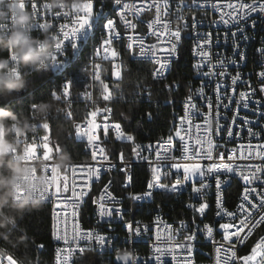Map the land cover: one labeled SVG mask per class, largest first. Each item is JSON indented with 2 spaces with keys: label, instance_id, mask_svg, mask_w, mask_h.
I'll return each instance as SVG.
<instances>
[{
  "label": "snow or ice",
  "instance_id": "obj_1",
  "mask_svg": "<svg viewBox=\"0 0 264 264\" xmlns=\"http://www.w3.org/2000/svg\"><path fill=\"white\" fill-rule=\"evenodd\" d=\"M95 4L100 5L98 11H94ZM109 6L111 11L106 13L104 9ZM17 7L31 14L32 31L47 30L54 34L55 52L46 69L64 73L73 62L84 61L82 74L91 78L90 88L99 89L98 96L93 91L79 92L77 79L64 78L48 93L49 100L59 106L57 115L37 124L43 130L42 135L26 140L35 150V158L45 159L43 172L47 186L33 191L44 202L55 201V208L60 209L53 211L56 222L52 226V237L63 244L56 249L55 264H70L73 254H83L85 247H81V241L86 242L91 251H95L93 245L114 249L113 241L120 243L117 237L103 231L102 225L101 229L81 227L80 217L88 204L86 197L94 187L92 181H100L103 185L92 200L97 224L109 223L111 231L110 222L118 220L121 229L127 231L125 243L152 232L153 228L141 227L134 217L129 221V210L122 204L123 198H118L114 192L124 190L127 199L134 202L154 201L153 194L157 190L165 194L189 192L190 203L186 207L192 213L190 221L181 219L178 225L164 224L162 236L160 224L163 220L157 216L153 222L156 232L151 255L141 259L125 251L116 256V264H197L200 249L209 245L213 250L212 264H264V127L260 123L264 122V36L261 35L264 33V0H79L58 10L52 9L49 3L39 4V0H9L4 9L9 22L14 21ZM208 8L219 14L218 20L209 21L216 31L201 32L203 21L195 15L183 14ZM153 10L154 18L147 22V32L137 34L134 21L143 24L142 14ZM48 15L53 20L62 17L64 22L56 27L47 19ZM7 26L0 25V30ZM93 29L100 32L98 41ZM151 37L156 38L155 43L147 42ZM257 38L259 46L254 47ZM189 41L191 53L196 58L192 67L206 79L181 102L180 92L189 86L176 80L165 81L172 65L187 51L185 45ZM90 42L91 55L84 56ZM224 46L230 55L219 51ZM69 47L73 50L71 60H61ZM125 51L131 53L137 63L156 65L148 74L152 85L147 83V76L139 75V70L135 74L127 70L122 59ZM253 62L252 72L245 74L243 70ZM106 72H110L111 87L104 78ZM213 81L214 95L206 96L205 88ZM154 88L159 89L166 104L174 107L180 104L183 113L179 125L173 117V127L166 139L160 137L152 142L154 125L161 115ZM74 93L90 108L86 119H76ZM17 94L0 96V106L13 111L23 109L27 114L37 102L33 98L27 105L18 103ZM194 96L204 98L203 109L194 102ZM125 104L130 107H118ZM241 109L246 110L244 115ZM193 115L199 116L203 123L193 125ZM57 123L69 124L70 130L62 142L53 144ZM241 132H245L247 143L239 139ZM143 140L149 142L142 143ZM84 141L94 163L73 162L67 169L57 172L53 167L56 153L72 154L69 145ZM145 165L151 174L147 190L136 194L131 190L136 184V170ZM114 171L121 179H110L105 184L102 178ZM166 178L174 179L165 182ZM213 182L215 197L211 200L209 193ZM232 183H237L236 191L239 192L234 211L226 206L225 199V186L230 187ZM66 193L70 195L62 198ZM68 208L72 209L73 218L71 236L66 229ZM61 215L65 218L63 230L57 219ZM26 219L27 215L17 225L15 235L27 238L30 252L45 249V244H38L29 235ZM15 235L11 237L13 241ZM17 246L14 243V247ZM244 249H247L246 254H240ZM4 251L0 249V264H22L15 254L5 255ZM35 261L40 264L39 255Z\"/></svg>",
  "mask_w": 264,
  "mask_h": 264
},
{
  "label": "built area",
  "instance_id": "obj_2",
  "mask_svg": "<svg viewBox=\"0 0 264 264\" xmlns=\"http://www.w3.org/2000/svg\"><path fill=\"white\" fill-rule=\"evenodd\" d=\"M82 2H83V0H82ZM44 3H49V0H39V4L42 5ZM50 6H51V4H50ZM61 7H63V5H61ZM99 7H100L99 4H95L94 5V11H98ZM193 7H195V6H193ZM19 9L21 11H24L23 8H19ZM55 10H58V9H55ZM172 10H173V12L175 11V5L172 6ZM104 11L110 12L111 7L109 6L108 8H105ZM183 14L185 16H189V17L191 15H195L198 20H202L203 23L201 24L200 29H199L201 32L216 31V27L211 26L209 24V21L218 20L219 14L213 12L211 8H208L207 11L201 10L199 12L184 11ZM81 15H83V13H81ZM112 18H115L118 20V17L113 16ZM153 18H154V10L151 12L143 13L141 16V19L144 20L143 24H141L139 20L134 21L135 23H137L136 33L139 35L145 34L147 32V22ZM172 18L174 19L175 17L173 16ZM47 19L49 21H51L56 27H58L59 23L64 22L62 17L59 18V20H53L51 15H48ZM93 32L95 33V29H93ZM42 33H43V30L32 31V35L34 37H41L42 38ZM95 35H96V38L98 41L100 34H95ZM221 35H223L222 32H221ZM261 35L264 36V33H261ZM125 40H127V36H125ZM258 41H259V38H257V43L254 45V47L259 46ZM147 42L148 43H155L156 38L151 37V38H149V40ZM189 43L191 46V41H189ZM249 43H252V42L250 41ZM72 51L73 50L69 47L67 49L66 55L60 57V59L61 60H64V59L71 60ZM135 51L138 53V48ZM219 51L222 52L224 55H230V51L227 49V46L221 47L219 49ZM91 52H92V43L90 42L89 43V51L84 52L83 55L84 56L91 55ZM131 57H132V54L125 51L123 56H122V59L124 60L125 64L127 62L137 63L136 60L132 59ZM190 57H191V66H192V64L196 58L192 55L191 50H190ZM83 62L84 61H82L81 63L73 62V66L71 68H68L64 73H56L51 68L45 69V71L47 72V74L50 78V81L53 84V87H55L56 84H58V83H62L64 78H75L79 81L76 85V90H78L79 92H82L85 90L93 91L94 95L98 96L99 89L98 88L97 89L90 88L89 85H91L93 83L91 78L84 76L81 72V68L83 67ZM254 63L255 62L250 63L248 68L243 70L245 74L252 72L253 67H254ZM146 64L150 65V72L156 67L155 64L150 63V62H146ZM105 67L110 68V65L105 64ZM256 70L259 71V69H256ZM106 75H110V72L104 73V78ZM169 75H168V77H169ZM205 79L206 78L199 76L197 74L196 70L192 67V78L189 82L188 92L180 101L182 102L187 97V95L190 93V91L194 93L197 89H199L202 85V81H204ZM253 83H255V82H253ZM213 85H214V81L208 82V87L205 88L206 96H213L214 95ZM240 90H245V89L241 88ZM74 100L76 102L73 104V106L75 104L80 105V111H78V112H80L82 114L84 113V116L82 117V119H86L87 118V112L90 111L88 104L85 101H83L82 99L77 98L75 93H74ZM194 102L198 103V106H200L202 109L205 106L204 98H198V97L194 96ZM101 103H103V102L101 101ZM245 111L246 110L241 109V115H244ZM78 112L76 113L77 117H78V115H80V114H78ZM182 113H183V109H182L181 105L178 104L177 109L174 110L172 112V115H171L172 127H173V117L176 118L175 123L177 125H179V117H180V115H182ZM82 119H79V120H82ZM97 120H98V122H101V117H98ZM197 123L202 124L203 121L201 120V118L199 116L193 115V125H195ZM260 123H261V126L264 127V122H260ZM185 127H187V125H185ZM193 131H194V129H193ZM254 131H259V129H254ZM166 138L167 137H165V139ZM217 139H219V138H217ZM239 139L243 140L244 143H247V137H246L245 132L240 133ZM148 142L149 141H143L142 143H148ZM152 142H154V141H152ZM238 142H239V140H238ZM82 143L84 144V151L86 153L85 157L82 159H75V160H71V161L78 163V164H93L94 162L90 158L89 149L86 146V141H84ZM228 147L231 148L232 145L229 144ZM23 149H24L23 159H24L25 164H32L34 161H40V160L45 162V159L37 160L35 158V155H34L35 150L30 145H27ZM65 161H67V160L55 158V160L53 161L54 169L57 172H59L62 169L61 165L64 164ZM114 162H118V161H114ZM204 163H209V162H204ZM71 164L72 163H68L67 166L64 167L63 169H67ZM44 166H45V164H44ZM145 169L147 172V178H146V181L144 184V188L141 191H133V189H131L136 194H141L147 190L146 184H147V181L150 179L151 174H150V169L147 167V165H145ZM33 175L35 176V169H33ZM102 179H103V182L106 184L107 181L110 179L113 181L120 180L121 176L116 175V173L114 171L112 173H109L108 175H105ZM169 179H174V178H166L165 182H168ZM44 183L47 186L46 176L44 177ZM70 183H71V180H70ZM77 183H80V181L78 180ZM91 183L94 184V187L89 192V197H86V199L88 200V204L86 205V211L80 217L81 227L85 230L91 229V228L101 229V225H102L103 231L107 232L111 236L117 237L120 241V243H118V244L115 242V240L113 241V244L115 246L114 249L112 246H105V248L101 249L98 245H93L92 247L95 248V251H91L89 249V246L86 245V242L81 241V247H85V252H91L94 255H96L99 258V264H116V256L122 255L125 251L132 253L135 256L140 257L141 259L147 258L149 255H151L152 246H153V243L155 242L154 238H155V232H156V229H155L153 222L157 219V216L161 217L163 220V223L160 224V230H161L162 236L164 235V232H165L164 224L178 225V221L181 219H184L186 221L191 220V217H192L191 210L186 207L187 204L190 203L188 191L183 192L182 194H175V193L165 194V193H161L159 190H157L153 194L154 195V201H153V199H145V200L135 201V202L127 199V192H125L124 190H121L120 192H114V194H116L118 196V198H123L122 204L125 207H127L129 210V216L127 217V219L129 221H131L132 218L134 217L135 221L140 222L141 227H143V225H149L150 227L153 228L152 232H150L148 234H144L140 237H134L132 240L125 243L127 231H126V229H124V230L121 229L120 222L118 220H112L110 222L111 231H109V223L101 221L100 224H97V217L95 214L96 206H95V204L92 203V200H94L99 195V193L102 190L103 185L101 184L100 181H92ZM233 184H235L236 188H237V183H232L231 186ZM120 187L122 189V185ZM230 187L227 185L225 186L226 192L228 191V189ZM32 191H33V189H32ZM241 191H242V188H241ZM18 195L23 196L24 192L21 191L18 193ZM68 195H70V193L63 194L62 198L66 197ZM238 196H239V192L236 191V193L234 195V202L231 206H229L227 199H226V194H225L226 206L229 207L230 210H233V211L235 210V204L239 202ZM214 197H215V188H214V182H213V188H212V191L209 193V198L211 200H214ZM28 205H41V206H47L49 208L50 241H51V244L53 246L52 264H55L56 249H57V247H63V244H62V242L56 241L52 237V232H53L52 226L56 222L53 220V211L54 210L60 211V209L55 208V201H53L51 203L44 202V200H42L37 194H35L34 191H33V198H32V200H30L28 202ZM213 207H214V205H213ZM66 211L69 213V215L67 217L66 229H67L68 235L71 236L72 235V229H73V218L71 216L72 209L68 208ZM57 219L59 221L60 228L62 230L65 229V218H64V216L61 215V217H59ZM217 239H219V237H217ZM201 242H203V241H201ZM246 251H247V249H244L241 251L240 254H246ZM83 254H81L79 252L73 254L72 259L70 261V264H76L77 260ZM212 255H213V250H212L211 245H209L208 247H205V248H201L200 254L197 256V264H212ZM166 259L170 261V257H167ZM120 264H122V262H120Z\"/></svg>",
  "mask_w": 264,
  "mask_h": 264
},
{
  "label": "clouds",
  "instance_id": "obj_3",
  "mask_svg": "<svg viewBox=\"0 0 264 264\" xmlns=\"http://www.w3.org/2000/svg\"><path fill=\"white\" fill-rule=\"evenodd\" d=\"M9 0H0V25H8L5 30H0V96L19 93L28 83L26 73H38L45 70L50 64V56L55 52L56 41L53 33L44 30L41 37L32 35L34 20L27 11L15 10L14 21L9 22V17L4 10ZM79 0H49L52 9L68 8ZM55 105V112L59 108L54 101H41L31 106L28 115H23V110L13 111L9 107L0 106V229L7 230L10 220L5 216V209L12 208L23 212L28 202L33 198L34 188L46 187L45 173L42 160L25 164L23 159L24 149L20 138L34 132L36 126L33 120L47 122L49 109ZM64 160V158H61ZM70 159L61 165L62 169ZM35 169V176L33 175ZM24 192L19 196V192ZM0 238L7 241V235L0 233ZM21 237V242L26 240ZM4 254H15L10 249H5Z\"/></svg>",
  "mask_w": 264,
  "mask_h": 264
},
{
  "label": "trees",
  "instance_id": "obj_4",
  "mask_svg": "<svg viewBox=\"0 0 264 264\" xmlns=\"http://www.w3.org/2000/svg\"><path fill=\"white\" fill-rule=\"evenodd\" d=\"M185 48L187 51H185L181 58L176 61L172 65V71L168 77V79L165 81V83H171L174 80L176 82L186 84L189 86V82L192 78V66H191V57H190V43L188 42L185 45ZM89 51V47L87 48L86 52ZM127 70L133 72L134 74L139 70V75L143 78L145 76L148 77L147 83L149 85L153 84V81L151 80L150 75V65L143 63H134V62H127ZM28 76V83L26 84V89L19 92L17 94V102L24 103L27 105L30 100L33 98L36 102L41 101H48L50 99L48 93L49 90L54 88L53 84L50 81V78L45 70H42L38 73H33L31 70H29V73H26ZM133 79H135V75L133 76ZM105 80L109 82L110 87L112 83V78L110 75L105 76ZM153 91L157 92V95L155 97L156 101H158L159 109H160V117L154 125V134L152 136V141H155L159 139L160 137H167V135L170 133L172 129L171 124V115L174 110L177 109L178 104L174 107L171 104L165 103V97L162 95H159V89L154 88ZM188 87L184 88L180 92V100L187 94ZM9 95V94H5ZM4 95V96H5ZM118 107L122 108H129L130 105H120ZM144 107L147 109V102H144ZM156 105H153V108H155ZM20 110V109H17ZM16 110V111H17ZM23 110V109H22ZM73 111L77 113L80 111V105L75 104L73 106ZM78 117L76 116V119H82L84 116V113L78 112ZM23 115L27 116L23 110ZM57 113L55 112V105L51 109H49L47 114V119L51 117H55ZM33 125L36 126L35 131L28 134V136L24 138H20V142L23 148H25L28 144L26 143L27 139H30L32 137L40 136L43 134V130L37 127V124L39 123V120H33ZM133 127H135V124H133ZM70 127L69 124L66 123H57L56 125V131L55 135L52 138V143L55 144L57 141H63V138L66 136V134L69 132ZM146 134V133H145ZM148 141V140H143ZM142 141V142H143ZM119 145V142H117V146ZM69 147H72V154L67 153L66 151L58 152L56 153L55 158L61 159L62 157L64 160H75V159H82L85 157L86 153L84 151V144L79 143L77 145H69ZM109 147H112V145H109ZM126 155H128V152L126 150ZM137 176H136V184L135 187L132 188L133 191H141L144 188V184L147 178V172L145 167L143 169H137ZM236 193V185L233 184L228 191L226 192V199L228 202V205L231 206L234 202V195ZM5 216L7 220H10L11 223L9 224V228L7 230L0 229V233H4L7 235V241H5L3 238H0V241H3V244H0V249H10L12 252L15 253L17 258L22 262V264H36L35 258L37 255H39L40 264H52V257H53V246L50 241V215H49V208L47 206H41V205H27V207L23 210V212L14 210L12 208H6L5 210ZM27 215V219L25 221V224L30 229L29 235L33 237V239L36 240V242L45 244V249L39 250V252H30L27 248V239L22 241L20 240V235H15L14 230L17 228V225L19 222H21L24 217ZM15 235V241L11 239V237ZM15 245H18L17 247H14ZM99 264V258L94 255L91 252H85L76 262V264Z\"/></svg>",
  "mask_w": 264,
  "mask_h": 264
},
{
  "label": "bare ground",
  "instance_id": "obj_5",
  "mask_svg": "<svg viewBox=\"0 0 264 264\" xmlns=\"http://www.w3.org/2000/svg\"><path fill=\"white\" fill-rule=\"evenodd\" d=\"M106 13H108V12H106ZM95 34H100V32L97 29H95ZM88 47H89V45H88Z\"/></svg>",
  "mask_w": 264,
  "mask_h": 264
}]
</instances>
